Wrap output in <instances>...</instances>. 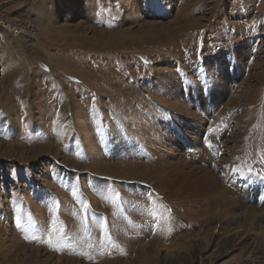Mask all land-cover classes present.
Here are the masks:
<instances>
[{
	"label": "rangeland",
	"instance_id": "obj_1",
	"mask_svg": "<svg viewBox=\"0 0 264 264\" xmlns=\"http://www.w3.org/2000/svg\"><path fill=\"white\" fill-rule=\"evenodd\" d=\"M261 177L264 0H0V264H264Z\"/></svg>",
	"mask_w": 264,
	"mask_h": 264
},
{
	"label": "snow or ice",
	"instance_id": "obj_2",
	"mask_svg": "<svg viewBox=\"0 0 264 264\" xmlns=\"http://www.w3.org/2000/svg\"><path fill=\"white\" fill-rule=\"evenodd\" d=\"M151 3H153V4L155 5L156 3H158V0H151ZM254 182H255V181H254ZM259 182H260L262 185H264V177H261L260 180H259Z\"/></svg>",
	"mask_w": 264,
	"mask_h": 264
},
{
	"label": "bare ground",
	"instance_id": "obj_3",
	"mask_svg": "<svg viewBox=\"0 0 264 264\" xmlns=\"http://www.w3.org/2000/svg\"><path fill=\"white\" fill-rule=\"evenodd\" d=\"M207 183V182H206ZM206 187V186H205ZM213 187V186H212ZM199 190V189H198ZM206 191V190H205ZM208 193V192H207ZM211 193V192H210ZM209 194V193H208Z\"/></svg>",
	"mask_w": 264,
	"mask_h": 264
}]
</instances>
